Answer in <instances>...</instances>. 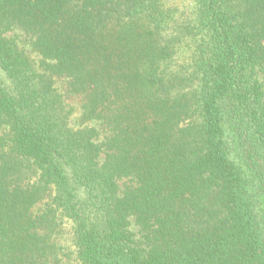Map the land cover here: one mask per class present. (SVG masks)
Returning <instances> with one entry per match:
<instances>
[{
  "label": "trees",
  "instance_id": "obj_1",
  "mask_svg": "<svg viewBox=\"0 0 264 264\" xmlns=\"http://www.w3.org/2000/svg\"><path fill=\"white\" fill-rule=\"evenodd\" d=\"M176 1L0 0V264H264V0Z\"/></svg>",
  "mask_w": 264,
  "mask_h": 264
},
{
  "label": "rangeland",
  "instance_id": "obj_2",
  "mask_svg": "<svg viewBox=\"0 0 264 264\" xmlns=\"http://www.w3.org/2000/svg\"><path fill=\"white\" fill-rule=\"evenodd\" d=\"M175 4H177V5H179V6H183L184 4H187V2H184L183 0H178V1H176L175 2ZM73 104H76L77 105V100H75V99H71L70 100ZM76 101V102H75ZM69 229V228H68ZM64 242H66L65 240H64ZM67 243V242H66Z\"/></svg>",
  "mask_w": 264,
  "mask_h": 264
}]
</instances>
